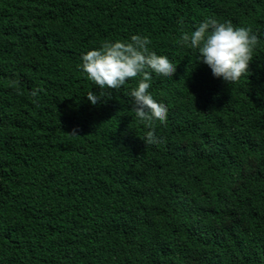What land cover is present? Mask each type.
Here are the masks:
<instances>
[{
	"label": "trees",
	"instance_id": "16d2710c",
	"mask_svg": "<svg viewBox=\"0 0 264 264\" xmlns=\"http://www.w3.org/2000/svg\"><path fill=\"white\" fill-rule=\"evenodd\" d=\"M207 18L260 39L234 84L177 44ZM132 35L177 65L162 143L139 78L86 96L81 56ZM0 264H264V0H0Z\"/></svg>",
	"mask_w": 264,
	"mask_h": 264
},
{
	"label": "clouds",
	"instance_id": "9594fccd",
	"mask_svg": "<svg viewBox=\"0 0 264 264\" xmlns=\"http://www.w3.org/2000/svg\"><path fill=\"white\" fill-rule=\"evenodd\" d=\"M183 24V18L179 21ZM148 37L132 35L129 40L105 41L99 49L87 51L81 56L80 70L86 74L100 91L86 94L93 105L105 97L111 98L109 89L120 90L129 80L138 79L137 86L130 89L132 112L148 131L142 138L146 145L162 143L156 135L155 124L167 123L168 107L158 103L149 89L153 74L173 77L177 65L167 56L150 51ZM177 44L198 51V63L207 65L215 78L234 84L249 72L256 47L260 39L251 27H237L231 21H218L207 18L199 23L192 32H181ZM17 87V81H10ZM18 90V89H17ZM40 89H33L30 95L38 99ZM70 136L80 137L76 129Z\"/></svg>",
	"mask_w": 264,
	"mask_h": 264
}]
</instances>
